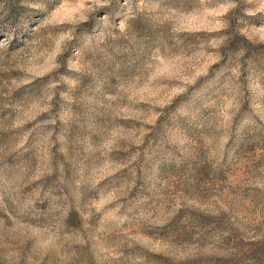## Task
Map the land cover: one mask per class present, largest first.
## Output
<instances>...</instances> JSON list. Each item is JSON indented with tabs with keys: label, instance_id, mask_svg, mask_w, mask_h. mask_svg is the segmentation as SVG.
Here are the masks:
<instances>
[{
	"label": "rangeland",
	"instance_id": "1",
	"mask_svg": "<svg viewBox=\"0 0 264 264\" xmlns=\"http://www.w3.org/2000/svg\"><path fill=\"white\" fill-rule=\"evenodd\" d=\"M0 264H264V0H0Z\"/></svg>",
	"mask_w": 264,
	"mask_h": 264
}]
</instances>
